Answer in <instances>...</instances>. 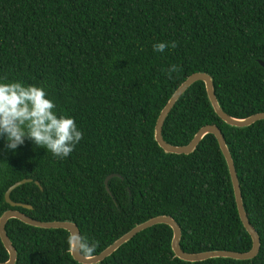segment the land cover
Here are the masks:
<instances>
[{
	"label": "trees",
	"instance_id": "1",
	"mask_svg": "<svg viewBox=\"0 0 264 264\" xmlns=\"http://www.w3.org/2000/svg\"><path fill=\"white\" fill-rule=\"evenodd\" d=\"M172 41L177 47L153 50ZM173 64L180 70L169 79ZM194 73L208 75L227 116L264 113V0H0V82L43 86L57 115L73 117L83 132L64 159L28 138L11 150L0 136V216L16 210L39 222H71L99 242L96 254L135 225L168 216L184 253L247 252L251 242L215 138L203 136L188 155L163 153L153 140L159 111ZM205 125L219 129L230 155L259 240L256 256L183 262L170 250L171 230L159 224L97 264H264V120L224 124L197 81L176 100L160 135L184 146ZM108 175H115L109 194ZM22 179L31 181L9 200L29 209L3 198ZM4 231L14 264H78L65 230L9 219ZM6 259L0 243V263Z\"/></svg>",
	"mask_w": 264,
	"mask_h": 264
},
{
	"label": "water",
	"instance_id": "2",
	"mask_svg": "<svg viewBox=\"0 0 264 264\" xmlns=\"http://www.w3.org/2000/svg\"><path fill=\"white\" fill-rule=\"evenodd\" d=\"M261 64V62H259ZM200 81L204 85L205 94L207 97V100L209 102V105L211 109L213 110L214 114L226 125L234 127V128H244L251 124H253L256 121L264 120V113H257L254 115H250L243 119H235L227 116L224 114L221 109L219 108L213 94L212 90V83L208 75L203 73H194L189 75L171 94V96L166 101L165 105L162 107V109L159 111L158 116L155 120L154 127H153V140L156 143V145L162 150L163 153L166 154H175V155H188L190 154L196 147V145L199 143V141L203 138V136L207 134H211L217 143L218 149L222 155V158L225 162L227 173L229 176L234 204L237 212L238 219L249 236L251 246L250 249L247 252L244 253H236V252H230V251H222V250H216V251H207V252H200V253H194V254H188L184 253L180 250L178 243L180 238V230L176 223L168 216H156L153 218H150L138 225H135L133 228H131L129 231H127L125 234L120 236L118 239H116L113 243H111L109 246L104 248L101 252L95 255V257L91 260H84L82 256H80L78 253L73 255L70 251L69 254L76 263L78 264H97L104 260L106 257L110 256L118 247H120L122 244L126 243L128 240H130L135 234L151 227L154 225H166L171 230V239H170V250L175 258L178 260H181L183 262H201L209 259H230V260H236V261H245L250 260L254 258L258 252L259 248V240L258 237L253 230V228L249 225L245 213L242 208L241 204V198L238 188V183L235 175V171L232 165V161L230 158V155L227 151V148L224 144L222 135L219 131V129L215 125H205L198 129V131L193 135L192 139L184 146H172L167 143H165L160 135L161 127L163 124V121L165 117L167 116L168 112L176 102V100L179 98V96L194 82ZM115 175H108L103 180V186L104 190L107 194H109L108 188H107V181L114 177ZM31 180L29 179H22L18 182H15L11 186L7 188V190L4 192L3 198L4 201L10 206V207H23L29 209V206L13 203L9 200V194L10 192L25 183H29ZM35 185H37L36 182H34ZM9 219H16L20 221L21 223L34 227L39 229H61L65 230L69 236L73 232H77L78 230L76 226L67 221L59 222V221H53V222H39L36 220H32L25 216L24 214L16 211V210H7L3 212L0 216V243L4 250L7 253V259L5 262H2L0 264H14L16 253L14 248L11 246L5 231H4V225L5 222Z\"/></svg>",
	"mask_w": 264,
	"mask_h": 264
},
{
	"label": "clouds",
	"instance_id": "3",
	"mask_svg": "<svg viewBox=\"0 0 264 264\" xmlns=\"http://www.w3.org/2000/svg\"><path fill=\"white\" fill-rule=\"evenodd\" d=\"M169 47H177V42L153 44V50L161 53ZM179 70L178 65H171L167 69L169 79ZM55 109L54 100L49 98L43 86L0 82V136L6 138V145L11 150L24 144L28 138L35 145L46 148L54 157L67 158L83 138V132L73 117L58 116ZM68 244L73 255L78 253L84 260H91L99 242L73 232Z\"/></svg>",
	"mask_w": 264,
	"mask_h": 264
}]
</instances>
